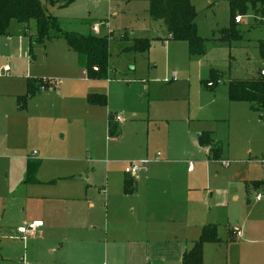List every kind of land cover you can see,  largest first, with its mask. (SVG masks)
<instances>
[{"label":"rangeland","instance_id":"1","mask_svg":"<svg viewBox=\"0 0 264 264\" xmlns=\"http://www.w3.org/2000/svg\"><path fill=\"white\" fill-rule=\"evenodd\" d=\"M190 3L196 14L197 35L205 41V53L201 57H189L184 43L173 46L155 43L167 32L159 21L149 17L144 2L75 0L64 6L60 0L48 7V13L58 19L65 32L93 35L90 27L100 25L98 38L108 40V81L78 85H87L89 95L104 96L108 102L106 107H89L85 98L73 99L72 86L63 83L60 97L54 98L52 92L37 94L31 101L29 113L12 112L8 116L16 127L0 135V242L36 215L41 205L50 203L36 200L34 196L47 195L52 188L46 182L51 179L76 176L84 181L92 168H97L94 179H98L95 183L98 185L108 171L112 174L120 166L148 162L146 148L153 159L159 151L163 155L166 152L168 160L178 163L191 160L197 155L193 133L200 128L216 129L222 140L227 157L221 160H228L229 167L215 163L214 170L219 177H227L245 164L249 165L252 178L264 177L258 168L264 159V109L249 119L238 110H229L227 97L229 80H250L260 77V72L264 71V59L258 50V42L264 40V6H248L245 16H237L241 23L236 25L235 33L240 40L227 44L215 39L219 31L229 26L228 0H190ZM33 25L28 28L34 35ZM17 29V24L12 23L8 35L14 36ZM142 39L150 41L147 52L125 51L133 40ZM15 48L0 44V80L3 79L1 69L15 65L7 59ZM67 49L65 41L54 40L32 51L33 76L55 83L53 91L58 90L59 80L67 76L68 64L73 69L78 62L76 54H72L71 59L67 57ZM17 66L21 73L12 71L13 75L25 73L23 65L17 63ZM211 72H216L221 82L213 90L204 87ZM68 73L75 76L74 69ZM42 85L45 84L42 82ZM36 104L39 108L43 104L52 106L46 120L28 118L34 115ZM11 108L15 110L13 105ZM109 112L121 119L115 124L121 132L116 139L107 138ZM187 132L191 133V139ZM47 145L51 151L44 157ZM54 151L58 153L53 154ZM33 153L41 163L36 174V180L42 182L40 186L24 184V159L31 158ZM52 156H62L63 160H47ZM72 157L76 161H70ZM112 162H117L118 167L109 166ZM192 169L198 170L196 162ZM186 170L183 165V175ZM193 186L201 193L205 187L204 177ZM211 188L214 185L211 184ZM253 188L258 189L255 195L264 192L263 185ZM261 205L264 208V204ZM261 222L264 235V220ZM231 234L230 238L236 237L234 232Z\"/></svg>","mask_w":264,"mask_h":264},{"label":"crops","instance_id":"2","mask_svg":"<svg viewBox=\"0 0 264 264\" xmlns=\"http://www.w3.org/2000/svg\"><path fill=\"white\" fill-rule=\"evenodd\" d=\"M135 1L146 3L148 11V0ZM240 23L241 21L238 24ZM17 28L14 36L0 37L3 40L1 43L16 47L7 58L15 63L10 68L11 71L4 73L3 68L1 69L3 79L0 80V135L4 131L15 129L16 124L8 118L12 112L29 113L31 101L35 100L37 94L52 92L54 98L60 97L63 83L64 86H72L73 99L82 101L85 98L89 107H102L89 105L88 86L78 85L93 82L86 78L79 57L76 59L77 71L76 66L73 67L75 76L68 73L73 70L72 65L68 64L69 70L65 73L67 76L59 80L56 91H53L55 83L33 76L35 57L33 55V59H30L29 41L33 34H30L29 28L25 31L18 25ZM98 33L92 32L96 37ZM124 33L127 37L130 36L128 31ZM215 40L219 41L218 38ZM162 42L169 46L182 43L174 42L168 34L157 38L155 43ZM67 51V57L71 59L75 53L69 47ZM17 63L25 67V73L12 74V71L21 73ZM28 81H41L47 90L40 92L39 84L34 83V92L27 100L25 110L21 111L17 99L26 95ZM220 83L218 81L217 86ZM107 102L106 99L103 107L107 106ZM229 104V110H238L249 119L260 113L251 111L248 103L229 101ZM51 107L43 104L39 108L36 104L34 115L28 118L46 120L51 115ZM108 117L113 118L111 112L107 114V132ZM115 124L113 120L110 123L115 135L108 137L107 134L109 139L120 137L121 132ZM203 132L210 133L215 143L221 147L218 159L212 157L209 148L198 146L197 138ZM187 134L191 139V133ZM193 135L197 155L191 157V160L178 163L168 160L166 152L163 155L159 151L160 157L156 159V153L153 159L146 148L145 158L149 160L139 164L145 170L133 177L124 174L128 165L121 168L117 162H112L109 166L118 167V171L112 174L108 171L105 179L98 185L95 184L98 179H94L97 168H92V173L84 181L76 176H58L46 182L52 189L47 195L34 196V199L50 203L44 207L41 205L36 215L19 226L37 223L40 226L37 227L36 234H29L24 241L17 230L12 236L3 237L0 242V264H181L183 254L192 248L201 229L208 225L216 226L220 242L203 246L202 264H264V235L261 227V219L264 220V208L261 204H264V199L257 201L255 193L258 189L253 188L254 185H260L264 177L252 178L248 164L227 177H219V173L214 170V164L228 160H221L226 155L216 129L200 128ZM49 150L47 145L44 148V157H47L51 151ZM36 156L37 154L24 159L25 167L28 160L38 161ZM49 159L63 160L62 156H52L47 160ZM70 161H76V158L72 157ZM188 162H192V166L196 162L198 170L188 171ZM183 165L187 167L185 175L181 172ZM258 165L264 175L260 163ZM203 177L205 187L200 193L193 184ZM127 182L134 188L130 194L124 193ZM41 184L37 180L36 184L27 185ZM211 184L214 188H211ZM218 189L221 190L218 192ZM235 229L240 232V237L230 238Z\"/></svg>","mask_w":264,"mask_h":264},{"label":"trees","instance_id":"3","mask_svg":"<svg viewBox=\"0 0 264 264\" xmlns=\"http://www.w3.org/2000/svg\"><path fill=\"white\" fill-rule=\"evenodd\" d=\"M75 0H63L67 6ZM60 0H0V37L8 36V29L12 23L17 24L23 31L30 24H34V35L30 37V59L36 46L47 41L63 40L69 49L74 52L82 62L86 78L92 81H103L108 78V40L93 35H80L63 31L58 19L48 13V7L59 3ZM148 14L154 21H161L169 38L174 42H182L187 46L189 57H201L205 53V41L197 35L195 24L196 14L190 0H148ZM264 6V0H228L229 26L218 32V40L230 44L240 40L235 33L237 16H245L248 6ZM251 5V6H250ZM255 9V7H253ZM264 14V13H263ZM150 48L148 40H133L126 52L144 53ZM258 50L264 59V40L258 42ZM209 80L204 82V87L213 90L219 81L216 72L210 73ZM219 76V75H218ZM33 83V84H31ZM34 83L42 85L41 81H28L27 93L17 99L18 107L25 110L27 100L34 92ZM211 84V86H208ZM227 94L230 102H244L250 105L253 112H262L264 109V76L250 80H229ZM87 103L91 106H105L106 98L99 95H88ZM112 118L108 117V137H112L114 129L110 126ZM197 144L202 148H209L214 159H218L221 147L215 143L210 133L203 132L197 138ZM40 167L39 161L28 160L25 167L24 182L36 184V174ZM263 185V182L259 183ZM133 189L129 182L124 186V193L130 194ZM217 228L208 225L201 229L200 236L192 248L183 254L181 264H202L203 246L208 243H219Z\"/></svg>","mask_w":264,"mask_h":264},{"label":"built area","instance_id":"4","mask_svg":"<svg viewBox=\"0 0 264 264\" xmlns=\"http://www.w3.org/2000/svg\"><path fill=\"white\" fill-rule=\"evenodd\" d=\"M240 20H241V19L238 18V17L235 18V23L238 24V23L240 22ZM99 26H100L99 24H95V25L91 28L92 32H93V33H98V31H99ZM2 71H3L4 73H9V72L11 71V69H10L9 66H5V67H3ZM260 74H261L262 76H264V71H262ZM172 80H175V77H173ZM208 86H211V84H208ZM46 90H47L46 85H41V86H39V91H40V92H44V91H46ZM112 120H113L114 122H120V121H121L120 117H119V116H116V115L113 116ZM35 154H36V153H33L32 157H34ZM159 157H160V154H159V153L156 154V159H158ZM221 165H222L223 167H225V168L229 167V163H228V161H221ZM260 165H261V168L263 169V172H264V159H263L262 161H260ZM192 168H193V166H192V162H188V171H192ZM142 170H145V168L140 167L139 165L130 164V165H128V166L124 169V174H125L126 176L133 177V176H135L137 173H139V172L142 171ZM263 181H264V179H263ZM263 187H264V182H263ZM255 199H256L257 201H260V200L264 199V192H262L261 194H256V195H255ZM39 226H40V225L37 224V223H30V224H27V225H25V226L19 227V228L17 229V233L21 236L20 238L24 241V240L26 239V237H27L29 234L35 235V234H36V233H35V232H36V229H37V227H39ZM233 232H234V235H236V237H240V232H239L237 229H235ZM21 262L24 263V260H22Z\"/></svg>","mask_w":264,"mask_h":264}]
</instances>
